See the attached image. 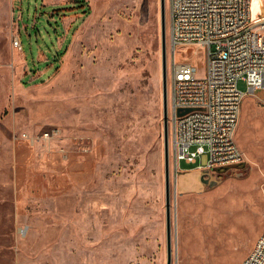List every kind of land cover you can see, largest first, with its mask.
Returning <instances> with one entry per match:
<instances>
[{"label": "rangeland", "instance_id": "374dc122", "mask_svg": "<svg viewBox=\"0 0 264 264\" xmlns=\"http://www.w3.org/2000/svg\"><path fill=\"white\" fill-rule=\"evenodd\" d=\"M238 87L243 161L194 190L178 185L169 126L172 264H242L264 233L262 91ZM167 255L161 0H0V264Z\"/></svg>", "mask_w": 264, "mask_h": 264}, {"label": "built area", "instance_id": "2783aa9c", "mask_svg": "<svg viewBox=\"0 0 264 264\" xmlns=\"http://www.w3.org/2000/svg\"><path fill=\"white\" fill-rule=\"evenodd\" d=\"M168 5L173 168L178 174L181 161L195 163L203 154L211 171L236 166L243 161L235 133L247 96L239 81H246L250 94L261 90L264 103V10L255 18L253 0H169ZM13 45L22 50L19 35ZM181 46L189 47L187 53L203 51L202 76L194 62L179 60ZM242 264H264V233Z\"/></svg>", "mask_w": 264, "mask_h": 264}, {"label": "water", "instance_id": "95a60500", "mask_svg": "<svg viewBox=\"0 0 264 264\" xmlns=\"http://www.w3.org/2000/svg\"><path fill=\"white\" fill-rule=\"evenodd\" d=\"M263 10L257 18L261 16ZM161 38H162V67H163V117H164V146H165V179H166V213H167V264H172V215H171V183L169 156V117H168V86H167V38H166V0H161ZM204 176L211 175L208 168L199 171ZM205 180V179H204ZM214 185V182L211 183Z\"/></svg>", "mask_w": 264, "mask_h": 264}, {"label": "crops", "instance_id": "0c3cea01", "mask_svg": "<svg viewBox=\"0 0 264 264\" xmlns=\"http://www.w3.org/2000/svg\"><path fill=\"white\" fill-rule=\"evenodd\" d=\"M85 6V5H84ZM200 168L182 170L178 173V185L182 190H194L199 187Z\"/></svg>", "mask_w": 264, "mask_h": 264}, {"label": "bare ground", "instance_id": "6f19581e", "mask_svg": "<svg viewBox=\"0 0 264 264\" xmlns=\"http://www.w3.org/2000/svg\"><path fill=\"white\" fill-rule=\"evenodd\" d=\"M253 10H254V14L258 15L259 13L262 12V10H264V7L260 1L253 0Z\"/></svg>", "mask_w": 264, "mask_h": 264}]
</instances>
